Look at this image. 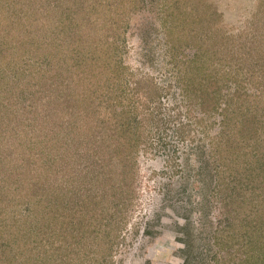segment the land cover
<instances>
[{
	"label": "rangeland",
	"instance_id": "1",
	"mask_svg": "<svg viewBox=\"0 0 264 264\" xmlns=\"http://www.w3.org/2000/svg\"><path fill=\"white\" fill-rule=\"evenodd\" d=\"M61 1L13 0V8L38 16L50 3L48 29L66 26L69 14L77 23L99 16L106 49L70 53L63 84L37 92L64 117L62 159L53 164L60 175L51 170L43 201L0 180L8 192L0 189V264H244V232L229 239L222 200L258 156L222 122L245 106L241 97L264 89L256 62L264 0H130L128 10L119 0L110 9ZM24 82L6 85L10 99L0 95V123L10 131L19 119L17 147L31 146L23 141L34 139L29 117L43 113L29 98L38 79Z\"/></svg>",
	"mask_w": 264,
	"mask_h": 264
},
{
	"label": "trees",
	"instance_id": "2",
	"mask_svg": "<svg viewBox=\"0 0 264 264\" xmlns=\"http://www.w3.org/2000/svg\"><path fill=\"white\" fill-rule=\"evenodd\" d=\"M102 1L108 5L109 9L114 2V0H94L93 2L91 0V3L95 6ZM127 1L130 0H119L120 3L117 2V4H121L122 7L128 10ZM137 1L134 0V3ZM61 4L66 3L62 0ZM44 5L47 8L46 12L42 11L38 16L29 17L27 13L17 16L14 12L16 10L13 8V0H0V27L5 31V34L0 35V49L2 50L0 58L1 64L11 74L8 77L10 81H6L7 74L4 72L0 77V87H2L0 88V95L2 98L10 99L11 97V95L5 93L8 90L6 85L9 88H22V85L25 87V82H27L21 83L23 79H28L30 83H36V79H38L40 87L34 90L29 98L34 103H39L40 98L37 92L42 91V86L49 83V81L63 84L66 74V62L68 63L70 53L81 52V55H83L86 52L97 50L98 54L101 51L104 53L106 49V47L101 49L103 44L100 43V29L107 23H104L105 25L101 24L99 16L93 19L85 18V21L77 23L72 20L69 14L67 16L68 22L66 21L68 24L64 20L66 26L59 29H48L46 23H48L47 19L52 11L50 3L44 2ZM56 6L58 5L56 4ZM70 25L73 27L71 28ZM68 28L71 30H67ZM6 42H9V47L6 46ZM11 48L13 49L12 52L3 51V49ZM20 48L23 50L20 51L22 57L19 56ZM30 54H33L36 58L33 67L29 66L31 63H26L24 59ZM257 56L261 60L258 58L256 62L264 63V51H258ZM37 63L39 65H36ZM13 77H15V81H13ZM4 86L6 87L4 88ZM239 93L241 94V92ZM246 94H248L247 91H244L241 95ZM238 101L245 104V106H240L241 110L238 112V107L234 108L231 104H228L227 111L231 109V111L236 110L238 113L230 114L231 112H227L222 127L224 129L236 127V135L245 138L248 144H251L250 148L258 156V159L245 168L244 179H241L242 183L239 182L241 184L239 191L227 194L222 200L226 204L225 213L228 215L223 219L227 222L223 230L228 232L229 239L235 231L236 234L240 232V235L242 231L244 232L245 236L243 238L246 239L244 247L247 252L243 258L244 264H253L254 261L256 264H264V89L260 93H254L253 100H249L248 97L246 99L241 97ZM34 103H30V105H35ZM54 104L56 102L53 99L44 102L41 104L42 117L39 116V113L35 114L33 118L29 117V120H31L29 124L35 126L33 140L28 138V134L27 139L26 136L23 137L24 143L31 145L29 147H26V145L21 147L18 145L17 147V137H15L17 134L14 128L20 124L19 119L13 120L10 116V119L15 122L11 125L10 131H7L8 129L5 128L2 122L0 123V180L15 183L13 190L17 192H23L25 189L31 193L33 191L38 192L42 195L40 197L42 201L49 193L50 175L55 171L53 170V164L62 159L63 140L61 139V130L64 117L60 116L54 109L56 108V106L53 107ZM15 107L10 108H14L13 111L16 112L17 106ZM27 108L29 109V106H26ZM236 118L237 124L234 122ZM66 119L68 120V116H66ZM12 120H10L11 123ZM21 121L24 122L23 119ZM30 133L32 136V132ZM31 141L34 143L33 146ZM214 171L211 169L212 175L215 174ZM55 175V178L58 179L59 171H55ZM251 185H253V188ZM60 186L61 183L58 182L56 186L59 191L57 197L61 199L62 189H60ZM2 187L0 189L3 193L8 194L4 186Z\"/></svg>",
	"mask_w": 264,
	"mask_h": 264
}]
</instances>
